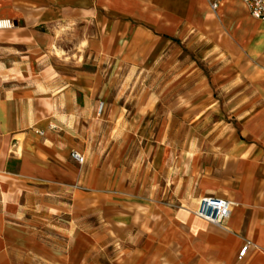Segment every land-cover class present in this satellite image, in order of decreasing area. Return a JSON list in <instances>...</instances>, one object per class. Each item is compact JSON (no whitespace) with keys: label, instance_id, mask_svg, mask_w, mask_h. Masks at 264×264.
Returning <instances> with one entry per match:
<instances>
[{"label":"crops","instance_id":"obj_1","mask_svg":"<svg viewBox=\"0 0 264 264\" xmlns=\"http://www.w3.org/2000/svg\"><path fill=\"white\" fill-rule=\"evenodd\" d=\"M0 19V264H264V18L0 0ZM126 73L161 88L123 103ZM110 97L113 132L93 136ZM208 195L233 202L223 223L195 214Z\"/></svg>","mask_w":264,"mask_h":264},{"label":"rangeland","instance_id":"obj_2","mask_svg":"<svg viewBox=\"0 0 264 264\" xmlns=\"http://www.w3.org/2000/svg\"><path fill=\"white\" fill-rule=\"evenodd\" d=\"M161 83L162 82L159 76H146L140 73H126L124 77L122 76V78L117 81L116 86L125 89V91H131L132 95H129V93H127L126 96L121 97L123 103H129L132 100H138L139 98L142 99L144 97L140 95V89L161 88ZM153 98L159 100L161 97L153 96ZM179 98L180 97L176 96L169 97L170 103L176 102ZM115 99L113 97H110L108 101L100 102L98 115H100L101 123L97 126H94V128L90 129V132L93 134V136H96L101 132V134H105V136L107 137L111 132H113L112 119L114 116V112H111V110H107V104H113ZM35 209V211L31 209V211H33L38 216H40L42 213L47 212V209L44 207H37Z\"/></svg>","mask_w":264,"mask_h":264},{"label":"built area","instance_id":"obj_3","mask_svg":"<svg viewBox=\"0 0 264 264\" xmlns=\"http://www.w3.org/2000/svg\"><path fill=\"white\" fill-rule=\"evenodd\" d=\"M246 3L252 16L258 19L264 18V0H242ZM11 21L7 19H0V28L10 27ZM72 157L79 163L85 162V156L78 151L72 152ZM233 202L227 198H220L215 196H203L195 209V214L200 218L211 223H223L231 212ZM250 248V243L246 242L240 252L239 258L246 256Z\"/></svg>","mask_w":264,"mask_h":264}]
</instances>
